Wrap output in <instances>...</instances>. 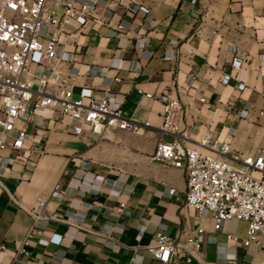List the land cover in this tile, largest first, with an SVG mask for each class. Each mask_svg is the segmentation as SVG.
Wrapping results in <instances>:
<instances>
[{"label":"crops","instance_id":"0c3cea01","mask_svg":"<svg viewBox=\"0 0 264 264\" xmlns=\"http://www.w3.org/2000/svg\"><path fill=\"white\" fill-rule=\"evenodd\" d=\"M129 0L120 4L110 0L109 8L97 10L105 21L91 22L74 36L77 46L75 61L63 67L79 69L72 97L77 98L83 86L103 93L104 81L113 76L121 80L111 83L112 89L125 95L122 113L152 126L144 132L107 129L102 137L72 132L68 118L57 116L45 121V132L27 148L25 159L16 158L0 174V264H225L226 251L235 250L238 264H264L262 244L248 246L229 240L227 233L241 238L246 235L247 222L233 218L220 230L213 227L214 218L208 209L202 213L185 203L186 177L183 170L153 157L162 122V101L147 97L137 88L157 92L165 84L177 85L173 94L182 100L185 113L181 127L187 129L195 143L207 129L232 141L234 147L254 151L264 139V117L259 108L264 101V79L257 70V55L264 50V0H134L150 8L154 26L138 22L146 13L127 8ZM201 11L195 18L192 11ZM122 18L131 22L121 34H109ZM138 31L140 32L138 34ZM148 34L144 47L136 46V37ZM235 46L236 52L231 48ZM172 50L173 56L166 57ZM234 55L244 61L229 83H222L225 73L232 71ZM107 67L106 76L89 74V66ZM245 88L237 95V83ZM78 95L75 97V95ZM206 102L200 100L201 97ZM252 105L250 114L240 117L241 110ZM234 128L235 132L230 134ZM165 139L173 135L165 133ZM84 152L93 162L84 169L71 160V155ZM11 156L16 151H8ZM98 177L95 179V177ZM104 181L100 182V178ZM124 183L118 189L116 182ZM71 186V192L60 196L54 192L56 183ZM100 189L79 192L83 186ZM175 187L174 194L168 191ZM39 195L48 198V208L57 218L47 220L42 233L48 239L62 234L60 244L45 243L33 236L29 254L12 260L13 252L23 241L31 223L28 209L36 205ZM125 201L129 212H121ZM84 211L80 225L67 220V211ZM65 218V219H64ZM110 228V234L103 230ZM163 229L175 240L197 237L201 248L196 256L173 253L169 263L161 262L151 250L156 233ZM216 235V240H213ZM64 251L62 259L56 250Z\"/></svg>","mask_w":264,"mask_h":264},{"label":"built area","instance_id":"2783aa9c","mask_svg":"<svg viewBox=\"0 0 264 264\" xmlns=\"http://www.w3.org/2000/svg\"><path fill=\"white\" fill-rule=\"evenodd\" d=\"M124 4V0H118ZM198 0H191L193 7ZM129 0L127 8L133 12L143 11L144 19L139 20L141 27L145 24L154 26L156 20L149 17L150 8L142 3L134 5ZM110 0H0V151L15 150L16 155L0 153V174L4 168L16 158L25 159L27 148L39 134L45 132V121L57 116L68 118L71 129L77 135L86 133L102 137L109 128H119L144 132L152 126L150 120L140 122L122 113L126 101L125 95L112 89L113 81L121 80L113 76L104 81L103 93L96 94L93 87L83 86L77 98L72 97L74 80L79 72L75 66L63 67V64L75 61L77 46L74 36L83 32L94 21H105L97 10L109 8ZM195 18H201V11H192ZM131 22L122 18L117 28H110L109 34L118 35ZM140 32L138 31V34ZM136 37V46L144 47L149 41L148 34ZM236 52V47L231 48ZM166 57L171 58L173 51L169 50ZM244 59L234 55L232 71L225 73L222 83H229L234 76V70L242 67ZM107 67L92 65L89 74H106ZM257 70L264 79V50L257 55ZM106 76V75H105ZM246 83L239 80L237 95L245 88ZM177 85L165 84L157 92L137 88L138 92L147 97H155L162 101V122L159 138L153 157L184 171L186 177L185 203L196 208L199 213L208 209L214 218L213 227L220 230L224 222L233 218H241L247 222V232L244 237L235 233H227L231 239L248 246L252 243L262 244L264 238V139L254 151H244L233 146L232 141L221 138L207 129L193 144L187 129L181 127L185 107L179 96L174 95ZM202 102L207 99L203 96ZM252 105L244 107L240 117L250 114ZM259 115L264 117V101L259 108ZM235 129L230 130L233 134ZM170 133L172 139L163 135ZM71 160L84 169L93 159L84 152L76 151ZM98 178L97 176L95 179ZM100 182L104 179L101 177ZM118 189L124 188V183L117 181ZM72 187H62L61 183L54 185V192L66 196ZM100 186L91 185L79 188L85 194L87 190H98ZM175 187L169 189L174 194ZM125 201L118 207L121 212H129ZM32 223L21 244L14 250L12 260L20 254H29L28 248L33 236H38L45 243L60 244L62 234L53 233L48 239H43L42 233L47 220L57 218L48 208V198L37 197L36 205L28 209ZM71 224L82 223L84 211L68 210ZM110 234V228L103 230ZM156 243L149 246L153 255L161 262L169 263L173 253L186 251L188 259L196 256L201 248L197 237H186L175 240L163 229L156 233ZM216 240V235H213ZM7 245L0 244V250L6 251ZM225 264H238L236 251H226ZM56 258L62 259L64 251L57 249ZM50 264H64L55 262Z\"/></svg>","mask_w":264,"mask_h":264},{"label":"rangeland","instance_id":"374dc122","mask_svg":"<svg viewBox=\"0 0 264 264\" xmlns=\"http://www.w3.org/2000/svg\"><path fill=\"white\" fill-rule=\"evenodd\" d=\"M78 95L76 94L75 97H77Z\"/></svg>","mask_w":264,"mask_h":264}]
</instances>
